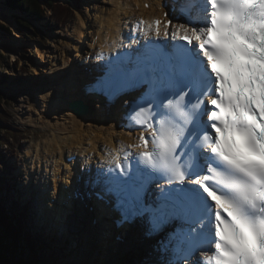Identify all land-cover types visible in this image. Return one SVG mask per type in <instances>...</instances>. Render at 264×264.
I'll return each mask as SVG.
<instances>
[{
	"label": "snow or ice",
	"instance_id": "snow-or-ice-1",
	"mask_svg": "<svg viewBox=\"0 0 264 264\" xmlns=\"http://www.w3.org/2000/svg\"><path fill=\"white\" fill-rule=\"evenodd\" d=\"M170 7L187 23L170 32L171 21L162 30L157 19L146 34L173 42L110 68L98 89L109 97L140 92L129 120L150 136L139 137L136 167L142 162L169 187L150 199L124 162L132 154L116 152L110 163L119 172L105 191L121 222L145 221L149 234L164 235L166 251L175 241L168 264L201 250L194 264H264V0Z\"/></svg>",
	"mask_w": 264,
	"mask_h": 264
},
{
	"label": "bare ground",
	"instance_id": "bare-ground-1",
	"mask_svg": "<svg viewBox=\"0 0 264 264\" xmlns=\"http://www.w3.org/2000/svg\"><path fill=\"white\" fill-rule=\"evenodd\" d=\"M102 1L106 2V0ZM107 1L110 3V7L107 9L103 7L101 9L100 7L99 11L92 19L91 17L85 16L83 13L78 12L77 14V23L71 31L67 46L68 49H71L70 52L76 51L79 58L81 57L78 63L73 61L71 53H69L67 57L63 56L62 61L64 65L52 63L46 60L45 49H41L38 46L36 47L41 55V59L38 62H33L32 65L35 72H37L36 74H42V77H35L36 79L33 77V80L31 78V81L24 85H26V88H37L40 101H34L35 104L32 102L35 108L32 109V107H30L26 115L27 118L24 117V120H29L30 123H34L36 126H42L44 128L43 132L45 131V133L51 131L49 136L45 137L44 141L42 140L43 142L38 145L33 161L30 160V156H32L35 147L31 146L27 153L28 164L33 162L30 168L29 165L26 166L30 169H28L29 178L32 177V180L35 178L36 182H38L39 177L45 178L47 176L50 166L54 167V170L57 172L56 175L58 176V180L61 179V176H63V178L70 177L71 173L68 170L62 169L60 166L57 167L53 163L52 160L55 158H62L65 163L64 159L66 155L69 156L72 153L83 155L84 153L87 154L92 151H95L99 157L109 158L111 151L118 147L117 141H120L122 145L134 141L135 136L133 133L122 132V130L117 127V120L112 119L108 113H105L106 105L103 106L101 98L96 95L89 97L84 92L83 84L87 82L88 77L85 71L88 59L87 56L94 51L88 48V46L97 47L98 45H102L103 40L109 33H111V37H115L120 34L124 28H129L131 23H133L135 21L134 19H137L138 16L157 15L160 9L163 10L165 8L161 7L162 0ZM146 2L149 3V7L145 6ZM0 10L4 9L0 8ZM4 12L9 13L8 10H4ZM5 21L13 22L9 18H6ZM15 34H17V31ZM96 35H98V40L93 43V40L96 39ZM15 37L6 42L2 41L4 49L15 53L20 46L18 39ZM83 41L85 44H82ZM80 45L82 47L81 49H84L87 55H81L79 53ZM52 52L53 51L50 53ZM54 52L56 54L55 49ZM44 62L45 65L49 64L50 66L46 67L44 64L42 65ZM65 66L67 69H63L66 68ZM38 70H40L41 73H39ZM49 73H51L52 77H50V79L47 78ZM47 82L49 84H44ZM79 99L84 100L90 107V112L88 114L78 115L71 109L69 105L70 102ZM121 104L122 101L118 106ZM114 109L115 108H113L111 112H113ZM119 109L117 110L119 114L121 112H127L125 107H120ZM87 118L94 121H87ZM103 151L105 154H103ZM42 162L45 171H43L41 167ZM33 172L34 176L32 175ZM53 180L56 181L57 178ZM68 182H70V180H68ZM32 183H34V181H32ZM27 190H29L28 187ZM54 207V204L51 206L48 204V208L53 209ZM0 208L4 210L5 206L2 205ZM10 211L12 215L16 213L11 208ZM61 218L62 219L56 220L55 225H58L60 228H66V224L70 223V231L73 232L76 244L79 242L83 243L82 258L79 262L73 261V264H83L86 262L96 264L95 260L97 257L112 264L115 260L119 259L117 256H119L121 251L129 249L128 246L120 247L117 244L114 240L115 233L104 234L106 231L104 229L99 233V227H96L95 232L90 231L92 221L88 217H86L82 223L77 222L73 216L66 217L61 215ZM97 226H99V224H97ZM52 227L54 228V226ZM48 228H51V224ZM120 230L121 229L117 228L114 229V231L117 232ZM94 236H96V238ZM97 238L101 240L100 243H97ZM140 240L141 239L138 240V243H141Z\"/></svg>",
	"mask_w": 264,
	"mask_h": 264
},
{
	"label": "rangeland",
	"instance_id": "rangeland-1",
	"mask_svg": "<svg viewBox=\"0 0 264 264\" xmlns=\"http://www.w3.org/2000/svg\"><path fill=\"white\" fill-rule=\"evenodd\" d=\"M77 1L81 5L82 9H77L72 6V19L65 25L56 24L50 21L49 17L38 18V20H36V17L34 16V22L37 25V35L33 41L24 40L23 38L20 39L17 35H15V33L13 34V32L12 35L6 34L0 27V94H3L4 96L3 106L9 107L12 111V114L14 116L12 118V121L15 123V125L21 127L20 130H16L14 132L16 133L15 135H17V138L14 139V135L13 138H10V146H0L1 155L4 156V159L0 162V188L2 189L7 184L9 186L4 187L5 192L3 191V193L12 194L13 188L11 185L17 186L18 188L15 189L18 190L20 199L19 201L16 200L15 196L13 197V199L19 204L21 203L20 201L23 198L26 183L30 184L31 181V177L29 178L28 169L33 162L28 164L27 153L31 146L35 147L32 156H30V160L33 161L38 145L43 142L44 138L48 137L51 132L47 131L45 133V131L43 132L44 128L42 126H36L34 123H30L29 120H24V117L27 118L26 115L30 107H32V109L35 108V105H33L32 102L40 101L38 98L39 91L37 90V88H26V85H24L30 82L31 78L33 80V77H42V74H36L37 72H35V69L32 65L33 62H38L41 59V55L36 47L38 46L41 49H45V58L52 63H59L61 65H64L62 58L63 56L67 57L69 53H71L73 61L78 63L81 57L79 58L76 51L70 52L71 49H68L67 46V41L70 40L69 37L71 31L77 23L78 12L83 13L85 16L91 17L92 19L95 17V14H97L100 7L101 9L102 7L106 9L110 7V3L107 0L106 2L102 0ZM61 2L71 3V0H61ZM2 3L3 0H0V5H2ZM1 9H4L5 11L8 10L9 13L4 12V10H0V22L3 21L6 25L14 27V25H16V22L12 19L14 18L12 15H14L15 12L9 9L6 4ZM47 13L50 14L52 13V11L47 8ZM19 14H22L20 16L24 17L25 19L27 18V16H24L23 13ZM6 18L11 19L14 23L6 22ZM14 37L18 39V42L20 43V46L17 48L15 53L13 51L4 49V44H2V41L6 42L9 39H14ZM54 49L56 51V54L54 52ZM51 51L53 52L50 53ZM17 56H20V62L18 63V65H14V58H17ZM43 64L45 65V62L42 63V65ZM45 66L49 67L50 65L46 64ZM63 69H67V67ZM38 71L39 73H41L40 70ZM50 77L51 73L48 74L47 78L50 79ZM44 84L49 83L47 82ZM86 120L94 121L89 118H87ZM27 165H29V168L26 167ZM4 205L6 207V210L9 209L7 213L11 215L9 206L6 203H4ZM29 213L31 212L29 211ZM12 219L14 221V217H12ZM30 219L32 221V232L35 233L36 229L33 225L35 217L30 215ZM15 223L17 224V221H15ZM69 224L70 223H68V225ZM68 225L62 230L54 224L56 230L51 232L54 238L52 245H49V239L47 237L49 230L46 226L47 230L44 233L38 231V235L40 237L43 235L42 241L40 237L36 240H33L34 247H26V242L21 241L20 243L22 244V246L18 249V251L21 255L24 254V257L26 259H28L30 256L35 258L36 264H73V261L79 262L82 258L83 243L79 242L78 244H76L73 232L70 231V225L69 227ZM25 228L26 230L29 229L30 231L28 225H26ZM95 263L110 264L108 261H104L100 257L96 258ZM130 263L131 260L128 261L126 256H123L121 254L119 259L115 260L112 264ZM83 264L90 263L86 262Z\"/></svg>",
	"mask_w": 264,
	"mask_h": 264
},
{
	"label": "trees",
	"instance_id": "trees-1",
	"mask_svg": "<svg viewBox=\"0 0 264 264\" xmlns=\"http://www.w3.org/2000/svg\"><path fill=\"white\" fill-rule=\"evenodd\" d=\"M77 6H81L77 0H72ZM5 4L23 13L29 17L31 15L37 18L49 17L50 21L56 24L65 25L72 19L73 10L71 3H62L60 0H5ZM49 8L52 13H47ZM14 20L21 36L27 40H33L37 33L36 27L21 16L14 15ZM0 27L6 34L10 33V29L4 24ZM3 94H0V146H10V138H17L16 130H20L12 121V113L8 107L3 106ZM4 156L0 152V162ZM1 200V199H0ZM18 228L15 226L11 218L5 217L0 212V264H36L32 258L26 259L24 255L18 252L21 237L17 236Z\"/></svg>",
	"mask_w": 264,
	"mask_h": 264
},
{
	"label": "water",
	"instance_id": "water-1",
	"mask_svg": "<svg viewBox=\"0 0 264 264\" xmlns=\"http://www.w3.org/2000/svg\"><path fill=\"white\" fill-rule=\"evenodd\" d=\"M70 107L78 115H82L87 112V107H85L82 101H72L70 102Z\"/></svg>",
	"mask_w": 264,
	"mask_h": 264
}]
</instances>
